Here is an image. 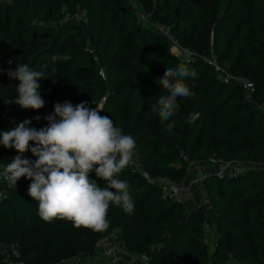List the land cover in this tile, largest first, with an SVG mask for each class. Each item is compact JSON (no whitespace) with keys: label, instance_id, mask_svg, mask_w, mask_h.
Wrapping results in <instances>:
<instances>
[{"label":"trees","instance_id":"obj_1","mask_svg":"<svg viewBox=\"0 0 264 264\" xmlns=\"http://www.w3.org/2000/svg\"><path fill=\"white\" fill-rule=\"evenodd\" d=\"M138 1L149 3V19L167 28L195 57L171 54L159 30L138 22L130 0H0V82L11 80L7 71L18 63L43 70L45 79L39 83L46 103L33 110L37 114L52 113L57 102L101 103L102 116L135 139L142 169L173 183L183 182L193 163L208 159L249 165L220 176L202 175L200 185L214 215L212 243H203L202 224L209 225L208 216L199 209L186 213L182 205L162 200L156 183L146 184L127 166L116 178L129 182L135 211L128 215L110 202V224L102 232L59 218L45 222L28 195L29 179L5 187L0 264H8L5 254L13 243L23 264L86 258L96 239L114 229L130 257L146 258L142 264H264V0ZM65 12L71 17L82 13L84 30L62 21ZM66 53L70 60L52 62L53 55ZM206 60L229 77L251 83V96L218 79ZM185 62L198 73L196 79L184 78L195 95L178 98L176 114L162 121L151 112V104L167 94L158 78L167 67ZM12 84L9 99L0 92V134L25 119L32 120L30 127H44L26 110L5 104L17 95L19 81L12 79ZM197 113L189 123L190 114ZM16 155L0 145V171ZM23 158L36 159L30 151ZM89 176L106 187L95 172Z\"/></svg>","mask_w":264,"mask_h":264},{"label":"clouds","instance_id":"obj_2","mask_svg":"<svg viewBox=\"0 0 264 264\" xmlns=\"http://www.w3.org/2000/svg\"><path fill=\"white\" fill-rule=\"evenodd\" d=\"M9 4L12 0H7ZM70 54L53 55V63L68 61ZM190 62L167 67L159 79L167 94L160 95L157 103L151 104V112L160 120H170L179 109L178 98L195 95L184 78H198ZM12 64V60L8 61ZM47 65H43L46 68ZM0 69V72H3ZM55 71V69H53ZM9 79L18 80L17 95L5 104H15L24 110H40L45 100L40 93L43 70H35L28 64L18 63L7 71ZM54 111L44 117L47 125L39 129L30 127L32 120L25 119L15 128L0 134V145L14 149L18 155L3 166L0 178L16 186L20 178L31 181L28 195L38 204V215L45 222L57 218L71 221L77 228H90L102 232L109 227L107 219L110 202L122 207L132 215L135 202L129 192V182L116 178L135 155L136 141L124 134L121 127L114 125L108 116H101L99 106L89 107L88 102L73 105L70 101L57 102ZM197 114H190L193 123ZM40 120L41 117H34ZM174 122L168 125L172 131ZM32 142V143H30ZM31 152L35 160L23 158ZM95 172L106 187L97 185L89 174Z\"/></svg>","mask_w":264,"mask_h":264},{"label":"built area","instance_id":"obj_3","mask_svg":"<svg viewBox=\"0 0 264 264\" xmlns=\"http://www.w3.org/2000/svg\"><path fill=\"white\" fill-rule=\"evenodd\" d=\"M135 7V6H134ZM136 8V7H135ZM136 17L138 22L151 26L157 30H159L162 35L167 39L168 43L170 44L169 47V52L172 51L173 49L175 52L173 55L185 59V60H191L192 58L195 57V54L182 49L176 42V40L172 37V35L169 33L168 29L165 28L163 25H160L154 21H151L144 13H142L140 10L136 8ZM62 21L67 22V23H82L83 25L85 24L84 17L82 13L77 14L74 17H71L68 13L63 14V19ZM171 53V52H170ZM172 54V53H171ZM206 62L213 67V69L216 71L218 75V79L224 80V81H229L230 83L239 85L247 94L248 97L251 96L253 92V87L252 84L249 82H246L240 78H232L227 75V73L219 68L213 60H206ZM98 75L101 79H103V72L101 69H98ZM96 106H99L101 108V103H97L95 106L92 108H95ZM260 109L263 111L264 114V102L261 104ZM30 114L33 115V117L39 116L41 117L40 120L44 126L47 125V121L44 119V117L50 113H43V114H37L31 109L26 110ZM100 115L102 116L101 112ZM233 163V162H232ZM206 164L208 165H214L218 166L219 170L216 171V175L220 176L226 172H235L238 170H243L245 168H229V166L219 160V159H208L206 161ZM238 164V163H234ZM131 170L142 178V180L148 184H154L156 183L158 188H159V193L160 197L162 200L173 202L178 205H182L187 198H189L190 193L196 189V187L201 183L202 181V176L193 178L192 180L186 182H181V183H173L169 181L168 179L162 178V177H157L153 176L147 171L143 170L141 167V164L139 163L136 155H134L132 162L128 165ZM237 166V165H235ZM247 168V167H246ZM1 170L0 172H2ZM12 186L8 181L4 180L3 178H0V198L4 194V188L5 187H10ZM197 209L201 210L204 214V216H207L211 212V207L210 204L203 192L202 198L200 200V203L197 207ZM196 209V210H197ZM202 232H203V243L204 244H209L208 242V233H209V225L206 222H203L202 224ZM118 234L119 230L114 229L107 233L106 235L96 239L94 243V252L92 255L87 256V260L90 262H94L97 259H106L110 261H118L119 257L122 254H125L126 252L124 249L121 247L119 241H118ZM127 254V253H126ZM6 260L8 264H23V261L21 260L20 257V252L18 249L17 243L10 244L8 246V250L6 251L5 254ZM141 263L146 261L145 257H142L139 259Z\"/></svg>","mask_w":264,"mask_h":264},{"label":"rangeland","instance_id":"obj_4","mask_svg":"<svg viewBox=\"0 0 264 264\" xmlns=\"http://www.w3.org/2000/svg\"><path fill=\"white\" fill-rule=\"evenodd\" d=\"M132 2V4L138 9L140 10L142 13H144L148 18H149V11L150 10V5L149 3L146 2H140L138 0H130ZM78 24L82 27V29L84 30V25L82 23ZM172 54L175 52V50L173 49L172 51H170ZM12 79L11 80H4L0 82V92L6 97V99L10 98L11 95V91H12ZM3 164V163H2ZM226 164L229 166V168H235V167H239V168H246L249 167V165L245 164V163H238V164H234L232 162H226ZM237 165V166H235ZM259 165V164H258ZM211 166L214 165H208L206 164V162L203 163H196L191 165L187 175H186V180L184 182H188L187 180L190 181V179H193V170L199 168V169H205V168H210ZM215 171H218L219 168L218 166H214ZM202 194H203V188L202 186L199 184L196 189H194L190 195L189 198H187L185 200V202L182 204V209L184 212L186 213H190L192 211H195L200 203V200L202 198ZM209 218V233H208V242L209 245L212 243L213 239H214V234H215V227H214V215L212 214V212H210L208 215ZM84 258H74L71 260H65V262L63 264H142L140 260L134 259L132 257H130L128 254H122L118 261H110V260H106V259H97L94 262H87L85 260H83ZM84 261V262H83Z\"/></svg>","mask_w":264,"mask_h":264},{"label":"crops","instance_id":"obj_5","mask_svg":"<svg viewBox=\"0 0 264 264\" xmlns=\"http://www.w3.org/2000/svg\"><path fill=\"white\" fill-rule=\"evenodd\" d=\"M193 164H196V163H193ZM192 164V165H193ZM191 167V166H190ZM190 169V168H189ZM215 169L216 168H214V166H211L210 168H201V169H199V168H197V169H195V170H193V178H196V177H199V176H202V175H204L205 173H215L216 171H215ZM188 173V172H187ZM187 173H186V175H187ZM186 180V176H185V178H184V181ZM190 180H192V179H190ZM187 181H189V180H187ZM83 260H85V261H87V262H90L89 260H87V258H84ZM84 262V261H83Z\"/></svg>","mask_w":264,"mask_h":264}]
</instances>
